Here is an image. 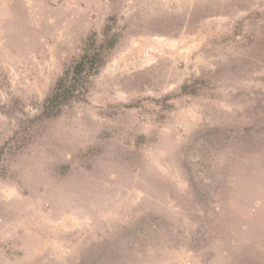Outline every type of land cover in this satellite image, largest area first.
<instances>
[{
  "label": "rangeland",
  "instance_id": "374dc122",
  "mask_svg": "<svg viewBox=\"0 0 264 264\" xmlns=\"http://www.w3.org/2000/svg\"><path fill=\"white\" fill-rule=\"evenodd\" d=\"M0 264H264V0H0Z\"/></svg>",
  "mask_w": 264,
  "mask_h": 264
},
{
  "label": "trees",
  "instance_id": "16d2710c",
  "mask_svg": "<svg viewBox=\"0 0 264 264\" xmlns=\"http://www.w3.org/2000/svg\"><path fill=\"white\" fill-rule=\"evenodd\" d=\"M118 39L108 27L104 28L101 38L95 33L88 35L78 57L64 69L41 103L39 118L58 117L64 108L84 101L92 79L106 64Z\"/></svg>",
  "mask_w": 264,
  "mask_h": 264
}]
</instances>
